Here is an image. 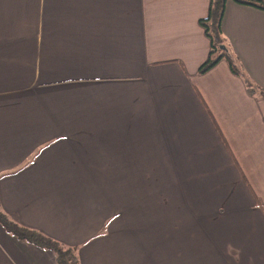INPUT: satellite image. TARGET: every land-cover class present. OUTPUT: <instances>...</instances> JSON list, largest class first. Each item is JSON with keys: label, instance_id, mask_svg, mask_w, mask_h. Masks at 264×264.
Returning a JSON list of instances; mask_svg holds the SVG:
<instances>
[{"label": "crops", "instance_id": "obj_1", "mask_svg": "<svg viewBox=\"0 0 264 264\" xmlns=\"http://www.w3.org/2000/svg\"><path fill=\"white\" fill-rule=\"evenodd\" d=\"M264 2V0H261ZM0 0V207L80 264H264V9ZM0 264H56L0 226Z\"/></svg>", "mask_w": 264, "mask_h": 264}, {"label": "trees", "instance_id": "obj_2", "mask_svg": "<svg viewBox=\"0 0 264 264\" xmlns=\"http://www.w3.org/2000/svg\"><path fill=\"white\" fill-rule=\"evenodd\" d=\"M228 0H210L207 16L200 19L199 23L204 29V33L209 39L210 51L207 59L200 65L199 72L204 73L211 69L219 60L225 58L232 73L242 75L231 57L228 46L222 34L221 20L225 4ZM239 4L250 5L264 9V2L261 0H231ZM221 47H224L222 49ZM246 88L249 93L256 95L264 100V88L245 80ZM0 226L8 234L19 240L27 241L37 247L47 249L53 254L56 264H80L78 247L64 245L54 238L32 228L20 225L13 220L0 207Z\"/></svg>", "mask_w": 264, "mask_h": 264}, {"label": "water", "instance_id": "obj_3", "mask_svg": "<svg viewBox=\"0 0 264 264\" xmlns=\"http://www.w3.org/2000/svg\"><path fill=\"white\" fill-rule=\"evenodd\" d=\"M222 49H224V47H221Z\"/></svg>", "mask_w": 264, "mask_h": 264}]
</instances>
